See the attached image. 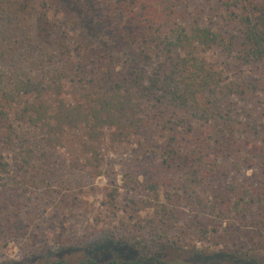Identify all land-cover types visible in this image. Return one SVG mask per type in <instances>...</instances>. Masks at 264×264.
Masks as SVG:
<instances>
[{
    "label": "trees",
    "instance_id": "obj_1",
    "mask_svg": "<svg viewBox=\"0 0 264 264\" xmlns=\"http://www.w3.org/2000/svg\"><path fill=\"white\" fill-rule=\"evenodd\" d=\"M202 2L206 15L189 0H0V141L19 165L43 154L26 128L46 148L70 128L135 141L152 174L127 173V191L160 188L167 200L147 254L101 234L21 264H262L250 241H264L254 232L264 231V0ZM230 64L246 73L231 76ZM6 165L0 158V172ZM243 167L256 175L241 181ZM250 214L256 222L242 221ZM173 219L208 244L178 246L165 236Z\"/></svg>",
    "mask_w": 264,
    "mask_h": 264
},
{
    "label": "rangeland",
    "instance_id": "obj_2",
    "mask_svg": "<svg viewBox=\"0 0 264 264\" xmlns=\"http://www.w3.org/2000/svg\"><path fill=\"white\" fill-rule=\"evenodd\" d=\"M189 1L196 7L206 6L202 0ZM202 10L203 15L208 14L206 7ZM207 55L210 60L215 59L214 53ZM226 70L231 76L246 73L244 68L232 64ZM26 132L41 144L33 145L35 152L43 153L32 161V167L20 166L21 155L0 141V158L7 163L5 171L0 172V262L21 264L33 252L40 253L41 248L56 250L63 242L75 247L101 234L113 240L139 241L144 244V254L150 251V236L158 229V213L154 210L166 206V197L160 188L153 197L142 184L135 191H127L126 183L127 173L134 174L139 182L151 176L147 152L135 155V141H90L72 128L66 130L59 147L46 148L38 138L40 132L31 128H26ZM134 156L139 161H132ZM255 175L253 167H243L238 173L241 181ZM5 177L10 183L2 185ZM183 202L178 206L179 214L187 218L190 212ZM252 215L248 219L244 216L242 221L254 220ZM229 223L220 221L218 231L226 230ZM252 226L249 230L254 231ZM254 232L264 238V231ZM165 236L178 246L202 248L208 244V237L180 220L169 222ZM253 237L250 244L264 264V241L256 242L258 236ZM217 248L211 244L208 247L209 251Z\"/></svg>",
    "mask_w": 264,
    "mask_h": 264
}]
</instances>
